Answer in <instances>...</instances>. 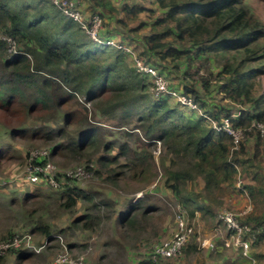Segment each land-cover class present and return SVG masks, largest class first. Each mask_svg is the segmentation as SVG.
I'll return each mask as SVG.
<instances>
[{"label":"trees","instance_id":"obj_1","mask_svg":"<svg viewBox=\"0 0 264 264\" xmlns=\"http://www.w3.org/2000/svg\"><path fill=\"white\" fill-rule=\"evenodd\" d=\"M68 1L77 4L85 19L98 16L100 41L110 40L116 34L122 36L124 31L129 34L126 42H137L141 51L126 53L125 40L116 42L119 49L110 46L113 52L106 44L92 41L95 45L92 52L85 54L82 44H59L47 30L39 29L46 18L30 19L21 7H12L8 0H0V110L9 115L8 119L23 117L32 121V126L12 128L11 135L42 141V145L49 146L48 159L69 155L84 160L85 166L95 161L98 168L91 172L111 188L121 189L129 181L148 187L153 184L159 167L162 175L158 187L170 191L189 218L197 213L202 218H212L213 205L223 204L216 201L223 185L228 187L230 195L245 194L251 211L240 216L238 222L248 227L243 238L249 243V252L245 257L237 251L240 258L236 261L264 264V92L254 93L256 79L264 75V12L253 4L258 2L264 8V0H144L145 4L124 2L121 9L111 0ZM49 2L57 15L80 28ZM82 2L85 10L81 9ZM143 17L145 20H141ZM135 23L134 28L130 26ZM146 29L145 34L136 36L137 31ZM7 38L14 42V53L8 52ZM213 49H220V56H225L215 78L207 58ZM103 52L110 53L114 60L99 61L101 58L96 57ZM123 54L134 67L135 83L120 82L125 77L120 72L112 79L117 66L123 62ZM83 61L88 62L86 69L80 67ZM135 61L163 78L166 91L156 94L154 77L139 71ZM59 69L62 70L58 74ZM165 70L180 78L181 89L170 85L168 77L163 75ZM213 79L217 84L212 90L208 85ZM146 87L151 91L144 108L149 119L155 111L163 110L168 118L178 113L183 123L176 128L157 129V120L152 118V125L145 127L144 136L150 138L148 143L156 144L157 139L165 148L164 154L157 158L158 166L148 149L150 145L140 141H134L130 148L123 143L114 152V142L105 141L97 125L87 117L88 104L96 105L106 97H123L133 88L145 90ZM210 92L221 94L222 99L243 109L234 115L211 105L207 100ZM172 93L193 107L181 104ZM169 100L174 103L171 108ZM143 118L144 114L140 119ZM224 120L229 122L231 130L240 132L238 140L216 129ZM38 121L44 125L36 127ZM249 140L254 142L252 153L246 150ZM120 157L125 158L123 163H119ZM178 157L184 159L186 168H175ZM195 181L202 185L200 192L187 189L186 183ZM59 189L62 191L58 190L61 193L57 206L65 213L73 214L80 201L91 203L87 212L72 220L73 228L94 231L99 227L103 218L101 211L107 204L94 202L93 196L89 197L77 185H63ZM149 203L148 200L136 205L129 203V213L122 221L125 235L144 229L155 210ZM26 205L22 206L23 217L25 225L32 224L29 233L51 239L56 228L45 218V204L30 208ZM216 224L220 225L217 221ZM14 234L10 230L1 240L8 241ZM196 237L194 232L177 258L200 249ZM6 251L18 253L20 259L24 256L17 249ZM151 256L150 251L139 264L162 261L153 262Z\"/></svg>","mask_w":264,"mask_h":264},{"label":"rangeland","instance_id":"obj_2","mask_svg":"<svg viewBox=\"0 0 264 264\" xmlns=\"http://www.w3.org/2000/svg\"><path fill=\"white\" fill-rule=\"evenodd\" d=\"M111 1L118 6L119 9L122 8L124 2L127 4H141V2H145L144 0ZM8 2L12 7H21L24 14L30 19L39 21L41 18H46L47 21L42 22L40 28H38L47 30L49 35L53 37L52 39L57 43L67 44L69 42L75 45L82 44V51H84L85 54H87L88 51L92 52V48L95 46L92 41H95L85 30L78 28L67 18L57 15L58 13L53 9L49 0H8ZM253 4L256 8L264 12L263 6H260L258 2L253 1ZM141 20H145V17ZM5 22L8 24V21L5 20ZM136 24L137 23L130 26L134 28ZM146 32L147 29L139 30L136 36H142ZM120 33L122 32L120 31ZM123 34L122 36L116 34L114 38L110 39V44L107 45L109 47L106 48H109L111 52H113L111 47L119 49V46H116V42L121 40H125L124 42H126L127 39L125 37L129 35L124 31ZM95 43L97 44V42ZM126 44H128L126 45V53L130 50L136 54L140 53L141 45L137 42L127 41ZM213 50V52L207 54V58L209 61L208 66L215 78L220 70V62L225 56H220V49ZM109 54L108 52H103L98 54L96 58H101L99 61H104L106 59V61L114 60V57H111ZM122 56L123 62L117 66L118 71L115 70V76L112 79L120 72L125 76L119 79L120 82L126 80L129 83H135L137 79L131 60L130 58L128 59L127 56H124V54ZM87 64V61H83L80 67H85L84 69H86ZM182 68L184 69L183 66ZM61 70L62 69H59L57 73H61ZM84 72L87 73V71ZM178 74L180 76V73ZM163 75L168 77L172 87L178 90L181 89L180 78L175 76L173 72L165 70L163 71ZM148 82H150V80ZM142 84L147 83L143 82ZM216 84L217 83H215L213 79L208 87L213 90ZM150 92V87H146L145 90L133 88L126 96L106 97V99L104 98L96 105L92 103L88 104L87 117L97 125L99 128L98 133L101 134L105 141L114 142V152H118L119 147L123 143L130 148L133 146L134 141H140L143 144H147V146L150 145L148 149H150L154 155L156 166H158L157 158L164 154L165 148L157 139H154L156 144L148 143L150 138L144 136L145 127L152 125V118L157 120V129L163 126L176 128L183 123L178 119V113L168 118L163 110L155 111L149 119L147 116L148 112H145L144 108L147 105L145 104L147 100L151 98L149 97L151 96ZM262 92H264V75L256 79L254 87L255 94ZM80 99L82 98L80 97L78 100ZM207 100L211 105L227 109L234 115L238 114L240 109H243V107L222 99V95L217 92L208 93ZM137 101L139 102L137 103ZM114 104L116 105L112 107ZM173 104L174 103L169 100V108L173 107ZM2 110H0V243L6 242L1 240V238L11 230L15 233V236H19L21 239L26 235L30 236L29 242L33 245L34 250L17 249L24 254L21 259L17 257L18 253L13 254L8 251H3L0 256V259L3 261L0 264H56V260L60 255L66 257V261L63 264H69L70 262H77L79 260H82L83 264H139L144 261L146 254H149L154 245L165 244L172 237L176 230L175 217L178 212L183 210V207L172 196L170 191L158 187L159 181L161 180L160 176L162 175L159 167L156 169L157 176L154 178L153 184L148 187L145 186L144 183H138V181L130 182L126 180L125 182H129L126 183L127 185L124 184L121 189L111 188L100 176H95L94 171L92 178L69 182V186L77 185L78 188L85 194H88L89 197L93 196L94 202L107 204L101 211L103 218L100 225L94 231H84L73 228L70 225L72 220L87 212L86 210L91 206V203L88 201H80L73 214L65 213L57 206V201L61 193L58 190L61 189L47 185V183L43 181L31 183L25 179L29 166H32L34 162V158L29 159L30 153L35 151H47L49 146L42 145V141L36 139L31 140L21 137L20 135H11L12 128L32 126V121L23 117L14 120L11 118L8 119L7 116L9 115ZM143 114L144 118L141 120L140 118ZM183 121H185V119H183ZM35 125L36 127H42L44 123L38 121ZM49 127L52 129L55 128L54 125H50ZM61 140L62 139L59 141L62 142ZM253 143V140L246 142V150L250 153L253 151ZM171 158H173V156H171ZM83 161L84 160H76L69 155H57L49 159L48 162L56 172L59 171V173H63L77 166H85L87 163ZM124 161V157L119 158V163H123ZM88 166H91L93 170L98 168L95 161L88 163ZM185 166L183 158H176L175 168L183 169L186 168ZM186 186L187 189L192 188L200 192L202 185L195 181L186 183ZM223 186V191L218 192L216 195V201L223 202V204L213 205L212 218L208 216L202 218L199 213H197L195 217L189 218V216L182 211L188 217L189 223L193 225V230L197 236L201 239H211L214 247L212 249L199 247L200 249H198L197 252L189 254L188 256L162 260L159 264L247 263L245 261H236L240 258L239 252L222 245V239L226 231L221 225L216 224V215L223 209L236 212L230 209L229 202L231 197L228 192V187L226 185ZM134 190L137 191L132 193ZM139 192L145 195L141 198L143 200H148V202H150L149 204L155 207V210L152 216L147 219L146 226L143 230L136 233H129L127 236L124 234V231H122V220L119 218V214L122 213V206L116 205L115 202L121 201L123 198H127L134 202V196ZM23 203H26V206L29 208L35 205L42 207V204H45L43 211L45 218L50 225L56 228V233L49 239V242L47 241L46 245L43 246L46 238L29 233L32 224H30V226L25 225L22 207ZM23 242H25V240L21 242L24 246L25 243ZM41 246L43 247L41 248Z\"/></svg>","mask_w":264,"mask_h":264},{"label":"built area","instance_id":"obj_3","mask_svg":"<svg viewBox=\"0 0 264 264\" xmlns=\"http://www.w3.org/2000/svg\"><path fill=\"white\" fill-rule=\"evenodd\" d=\"M53 6L57 8L62 14L74 20L81 29L97 43H103L106 45L110 44V40L100 41L97 37L98 29L101 26L100 19L98 16L94 15L90 19H85L80 9L77 7V4L74 1L68 0H51ZM92 34V35H91ZM8 44V52L14 53V42L13 40L7 38L5 39ZM136 67L139 71L150 73L154 77V83L156 85V94L159 92L166 91L165 80L160 76H157L156 73L149 68L142 66L138 61H135ZM173 96L181 104H185L189 107H193L189 101H186L182 97L176 96L175 93H172ZM215 126V125H214ZM216 128V127H215ZM217 130H223L226 133L232 135L235 140H238L241 135L239 131L231 130L229 122L224 120L223 125L216 128ZM34 162L32 166H29V170L25 175V179L31 183L45 182L47 185H50L54 188H59L63 185H69V182H74L78 180L88 179L93 177V172H91V166H77L75 168L68 169L63 173L56 172L53 167L48 162V152L47 151H35L30 153L29 159H33ZM239 186V182L237 183ZM136 195V198H138ZM183 211V210H182ZM178 212L175 217L176 230L173 233L172 237L165 244H156L151 250V257L153 262L158 260L165 259H174L181 255L182 250L187 243L190 236L194 234L193 225L189 223V219L184 212ZM251 211V206L247 205L242 212H233L226 209L220 210L216 215V221L225 229L226 234L222 239V245L231 248L236 251H240L243 256L247 257L249 252V243L246 239L243 238L245 231H249L248 227L240 226L238 218ZM230 232V233H229ZM50 238H46L43 244L46 245L47 241L49 242ZM10 240V239H9ZM0 243V256L3 251L8 250L9 248L13 249H25V250H34L32 244H30V236L26 235L22 239L19 236H13L10 241ZM22 240H25L24 246L21 244ZM196 242L200 248H209L214 247L211 239H201L199 236L196 237ZM41 246V248L43 247ZM66 261L64 255L58 256L56 264H63ZM254 263V261H253ZM69 264H83L82 260L77 262H70Z\"/></svg>","mask_w":264,"mask_h":264},{"label":"crops","instance_id":"obj_4","mask_svg":"<svg viewBox=\"0 0 264 264\" xmlns=\"http://www.w3.org/2000/svg\"><path fill=\"white\" fill-rule=\"evenodd\" d=\"M80 5H81V9L82 10H85V3H80ZM201 189V188H200ZM137 190H134V191H132V193L133 192H136ZM95 193V192H94ZM90 194H93V193H90ZM137 194H140V195H138V198L137 199H135V201L134 202H132V201H130L129 199H127V198H123V200L121 199V201H116L115 203H116V205H121L122 206V210H121V214H119V218H120V220H122L123 221V219L126 217V215L129 213L128 212V205H129V203L131 204V205H136V204H138V203H140L141 201H143V202H147V200H143L142 198H143V196H145V195H143V194H141L140 192L139 193H137ZM136 194V195H137ZM136 195L134 196L135 198H136ZM142 197V198H141ZM230 197H231V199H230V202H229V206H230V209L231 210H234V211H240V210H242V209H244L248 204H249V201H248V199H247V197H246V195L245 194H241V193H238V192H235V193H233V194H231L230 195ZM138 199H140V200H138ZM96 202V201H95ZM120 212V211H119ZM120 222V221H119Z\"/></svg>","mask_w":264,"mask_h":264}]
</instances>
